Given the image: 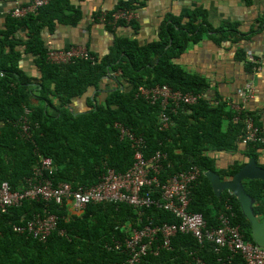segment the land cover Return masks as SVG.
Instances as JSON below:
<instances>
[{
    "label": "trees",
    "instance_id": "16d2710c",
    "mask_svg": "<svg viewBox=\"0 0 264 264\" xmlns=\"http://www.w3.org/2000/svg\"><path fill=\"white\" fill-rule=\"evenodd\" d=\"M72 1L51 0L20 20L8 16L5 28L0 30V186L8 183L12 190L20 191L28 188L30 179L34 184L48 181L53 189L64 184L74 192L86 189L97 184L108 168L118 173L129 170L139 151L136 139L140 137L144 158L156 152L163 155L158 173L161 183L177 172L198 169L200 175L190 186V211L201 213L208 227H218L222 215L232 214L231 222L240 227L244 240L256 245L252 226L236 195L225 189L217 196L205 172L213 170L224 180L241 169L246 162L218 168L212 153L238 151L246 135L245 118L251 116L262 127L259 115L248 110L235 121L237 112L232 102L229 104L224 97L209 100L204 96L209 88L206 80L173 63L187 44L197 43L212 28L198 23L197 14L188 15L184 25L181 18L169 17V22L165 20L161 26L158 42L140 46L135 40L119 37L105 57L92 53L95 62L52 64L47 60L44 31L53 33L57 24L75 25L82 20L81 9ZM134 8L130 1L120 2L115 10L105 12L103 24L109 30L125 25L124 21L112 24L113 15ZM103 14H95L94 19L100 20ZM133 24L131 20L129 26ZM232 30L238 32L236 28ZM30 56L37 76L21 67L24 58ZM104 78L112 80L116 87L98 100ZM157 84L201 97L192 105H180L169 112V121L162 127L160 102L151 104L135 94L140 85ZM90 87H94L95 94L85 96ZM80 97L86 98V106L78 110ZM24 120L28 121L27 132L23 130ZM245 145L242 152L248 159H258L264 151L261 142ZM46 159L52 160V169L35 177V170ZM243 184L255 199L254 212L262 221L264 180L244 179ZM160 185L143 187L141 193L147 192L161 202ZM71 200H28L1 214L0 264H125L129 251L124 243L133 229L178 221L173 212L155 202L145 207L104 202L87 204L77 211L73 197ZM36 216H53L57 220L55 230L45 241L15 229L25 227ZM162 242L158 233L147 248L149 252L135 264H183L193 256L206 264H221L219 260L232 255L227 250L216 252L211 245L202 246L191 235L178 234L171 239L169 248L157 249ZM155 250L157 255L152 253ZM233 257L234 263L243 262L241 256Z\"/></svg>",
    "mask_w": 264,
    "mask_h": 264
},
{
    "label": "built area",
    "instance_id": "2783aa9c",
    "mask_svg": "<svg viewBox=\"0 0 264 264\" xmlns=\"http://www.w3.org/2000/svg\"><path fill=\"white\" fill-rule=\"evenodd\" d=\"M51 0H31L24 5L20 0H15V7L11 11V17L23 19L29 14L36 13L40 8L48 5ZM131 11L120 10L113 15V23L124 21L129 23L132 20ZM105 19V12L101 17L102 22ZM47 60L52 64H69L73 61L87 60L95 62L96 57L90 50L83 46H73L67 49H55L48 47ZM248 63L253 65V71L259 72L264 58H257L253 55L247 57ZM255 91L253 84H246L238 91L243 102H232V107L237 112L234 120L239 119V115L247 112L246 101L253 96ZM136 95L143 97L151 104L160 102L161 112L159 119L162 127L166 126L169 121V112H173L180 105H191L199 101L201 94L193 92H183L172 90L167 84H157L154 86L137 87ZM168 104L169 107H166ZM28 121L24 120L23 130L29 131ZM246 135L243 140L244 144L248 142L264 143V128L257 126L251 116L245 118ZM136 142L139 145V151L135 153L133 165L124 173H118L112 168H108L99 178L97 184L86 189H79L75 192L68 184L60 185L53 189L48 181H41L34 184L28 180V188L20 191L11 189L8 183L0 186V215L6 213L12 207H20L25 201L56 200L61 203L63 198L71 200L73 197L74 208L81 211L87 204H98L102 202H126L136 207H145L153 202L158 207L173 212L178 218L174 223H162L154 227L144 226L142 229H133L130 239L125 240V250L129 251V260L125 264H135L145 257L147 248L155 236L160 233L163 242L157 246L160 248H169L170 241L178 234L191 235L202 246H213L216 252L227 250L231 254L241 256L243 262L234 263V257L229 255L225 260H219L221 264H264V249H261L251 242H246L241 233L240 227L232 224L230 216L222 215L218 227H208L206 220L199 212L189 210L191 200V184L199 177V171L192 167L186 171H180L172 175L167 182H160L158 173L161 169L162 154L156 152L149 158H144L140 150L141 138L138 137ZM52 160L43 161L42 167L35 170V177H40L43 170L52 169ZM151 184H161V202H156L150 195L142 194L143 187ZM72 203V200H71ZM231 210V207H228ZM57 220L53 216L40 217L36 216L27 223L25 227L15 228L19 232H27L34 238L45 241L47 237L55 230ZM144 238H147L144 241ZM157 255L158 250L152 251ZM183 264H206L202 259L193 256L191 260Z\"/></svg>",
    "mask_w": 264,
    "mask_h": 264
},
{
    "label": "crops",
    "instance_id": "0c3cea01",
    "mask_svg": "<svg viewBox=\"0 0 264 264\" xmlns=\"http://www.w3.org/2000/svg\"><path fill=\"white\" fill-rule=\"evenodd\" d=\"M122 1L134 3L132 26L124 22L125 25L109 30L101 19H94L97 13L115 10ZM20 2L27 5L31 0ZM72 3L81 9L82 20L75 25L57 24L53 33L46 29V45L60 50L83 46L98 58L108 55L119 37L135 40L140 46L158 42L161 26L165 20L169 22V17L181 18V25H184L188 15L197 14V22L206 23L212 30L204 32L197 43L187 44L173 63L206 80L209 88L204 96L209 100L224 97L229 104L242 103L238 91L246 84H253L255 91L246 101V108L247 112L259 115L261 128H264V62L261 70L254 72L253 65L247 60L249 55L264 58V0H73ZM14 7L15 0H0V30L5 28ZM21 67L26 73L37 76L32 56L25 57ZM115 87L112 80L104 78L97 99L102 100ZM86 94H95L94 87ZM85 106L86 98H78L77 109ZM245 147L242 142L239 151L212 153L218 168H228L236 161H248L242 152ZM257 160L264 165V151Z\"/></svg>",
    "mask_w": 264,
    "mask_h": 264
},
{
    "label": "water",
    "instance_id": "95a60500",
    "mask_svg": "<svg viewBox=\"0 0 264 264\" xmlns=\"http://www.w3.org/2000/svg\"><path fill=\"white\" fill-rule=\"evenodd\" d=\"M205 175L209 178L217 196L225 189H229L236 195L244 216L252 226L254 243L264 249V219L259 221L256 217L255 199L246 192L243 185L244 179L264 180V167L258 164L255 157H251L232 178L222 180L221 175L213 170L206 171Z\"/></svg>",
    "mask_w": 264,
    "mask_h": 264
},
{
    "label": "bare ground",
    "instance_id": "6f19581e",
    "mask_svg": "<svg viewBox=\"0 0 264 264\" xmlns=\"http://www.w3.org/2000/svg\"><path fill=\"white\" fill-rule=\"evenodd\" d=\"M192 105V104H191ZM258 161V160H257ZM247 162V161H246ZM258 164H259V162H258ZM260 165V164H259ZM261 166V165H260ZM199 175H200V173H199ZM232 178V177H231ZM223 180V179H222ZM225 180V179H224ZM244 185V184H243ZM232 192V191H231ZM111 201H109L108 203H110ZM190 202H191V200H190ZM102 203H104V202H102ZM116 203V202H115ZM118 203H120V202H118ZM99 204V203H98ZM190 206V205H189ZM228 207H230L229 205H228ZM227 207V208H228Z\"/></svg>",
    "mask_w": 264,
    "mask_h": 264
},
{
    "label": "rangeland",
    "instance_id": "374dc122",
    "mask_svg": "<svg viewBox=\"0 0 264 264\" xmlns=\"http://www.w3.org/2000/svg\"><path fill=\"white\" fill-rule=\"evenodd\" d=\"M239 151V150H238Z\"/></svg>",
    "mask_w": 264,
    "mask_h": 264
}]
</instances>
